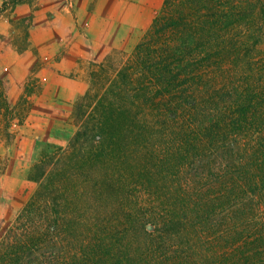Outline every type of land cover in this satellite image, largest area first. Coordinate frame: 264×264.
<instances>
[{
  "label": "trees",
  "instance_id": "16d2710c",
  "mask_svg": "<svg viewBox=\"0 0 264 264\" xmlns=\"http://www.w3.org/2000/svg\"><path fill=\"white\" fill-rule=\"evenodd\" d=\"M263 42L264 0H163L0 264H264Z\"/></svg>",
  "mask_w": 264,
  "mask_h": 264
},
{
  "label": "rangeland",
  "instance_id": "374dc122",
  "mask_svg": "<svg viewBox=\"0 0 264 264\" xmlns=\"http://www.w3.org/2000/svg\"><path fill=\"white\" fill-rule=\"evenodd\" d=\"M89 2V0H0V239L38 187V180L31 177L33 164L44 153L48 156L45 160L49 162L46 170L55 167L59 162V156L70 147L75 133L85 127H91L93 123L91 117L95 116L93 114L95 101L105 95L108 84L116 78L117 70L132 57L136 44L150 29L163 0ZM81 3L86 9L84 13L77 8ZM105 5L109 9L108 13L94 11V8L102 10L101 7ZM95 15L97 19L103 17V20L91 27L93 23L91 19ZM41 23H44L47 30L43 26L40 27L43 25ZM92 32L96 33V36H103L105 41L96 45V58L85 65L89 74L87 91L74 101L65 125L49 124L42 129L40 123L35 125L36 128H31L27 125L30 122L31 106V100L27 96L37 86L33 78L38 80L42 68L48 64V53L43 52V56L37 61V67L31 69L24 77L21 84L22 93L14 103L10 102L8 90L14 82L15 73L8 67L3 57L12 49H25L30 33L39 38L41 43L47 44L48 41L54 40L61 46L59 53H64L81 48L83 38L86 39ZM42 33L51 37L40 35ZM77 54L72 53L71 56L77 57ZM81 56L82 54L79 57L83 59ZM250 56L264 58V42L251 51ZM229 71L233 73L234 70L228 68L225 73L228 74ZM41 130L42 136L36 142L27 138L30 135H37ZM52 155L55 157H51Z\"/></svg>",
  "mask_w": 264,
  "mask_h": 264
},
{
  "label": "crops",
  "instance_id": "0c3cea01",
  "mask_svg": "<svg viewBox=\"0 0 264 264\" xmlns=\"http://www.w3.org/2000/svg\"><path fill=\"white\" fill-rule=\"evenodd\" d=\"M89 1L93 2V0ZM77 8H80V11L83 13L86 11V9L83 8V3ZM101 9L102 10L94 8V11L97 12L99 10L102 13L109 12L106 5L105 7H101ZM100 20H103V17L97 19L95 15V17L91 19V22H93L91 27H94V24L96 25ZM41 24L43 25H40V27L43 26L47 30L44 23ZM40 35L51 37L49 34L46 35L45 33ZM38 39L30 33L28 45L25 49H12L3 58L8 67L15 73V78H13L14 82L11 83L8 90L10 102L14 103L22 93L21 84H23L24 77L30 73L31 69L37 67V61L43 56L42 53H48V64L42 68L38 80L33 78L36 80L37 86L35 90L27 96V98L31 100L29 111L30 122L27 123V125L31 128H36L35 125L41 123L40 125H42L43 129L48 127L49 124L65 125L68 116H70L74 101L87 91L89 74L85 65H88L91 60L96 58V45L103 43L105 38L103 36H96V33L92 32L89 34V37L86 39L83 38L84 42L82 43V47L78 48V50L75 49L76 52H74V50L64 53H59V48L61 46L54 40L48 41L49 43L45 44L41 43V40ZM72 53H78V56L73 57L71 56ZM80 53L83 55L81 56L83 59L79 57V55H81ZM37 128L39 129V127ZM40 133H37V135H30L29 137L27 136V138L36 142L37 139L41 138L42 130ZM34 154H37L36 150Z\"/></svg>",
  "mask_w": 264,
  "mask_h": 264
}]
</instances>
